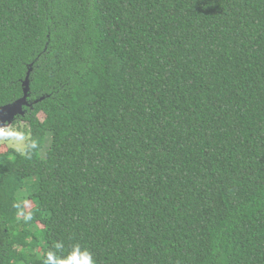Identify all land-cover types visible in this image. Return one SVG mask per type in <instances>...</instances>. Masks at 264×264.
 Returning <instances> with one entry per match:
<instances>
[{"label": "trees", "instance_id": "obj_1", "mask_svg": "<svg viewBox=\"0 0 264 264\" xmlns=\"http://www.w3.org/2000/svg\"><path fill=\"white\" fill-rule=\"evenodd\" d=\"M27 76L0 264H264V0H0V107Z\"/></svg>", "mask_w": 264, "mask_h": 264}, {"label": "water", "instance_id": "obj_2", "mask_svg": "<svg viewBox=\"0 0 264 264\" xmlns=\"http://www.w3.org/2000/svg\"><path fill=\"white\" fill-rule=\"evenodd\" d=\"M29 90H30V81L28 76L23 82V96L16 99L12 103L6 104L0 107V132L3 128L12 125L13 121L17 117L18 114H24L25 105H32L33 102L37 100L30 101L29 100ZM43 98V97H41Z\"/></svg>", "mask_w": 264, "mask_h": 264}, {"label": "rangeland", "instance_id": "obj_3", "mask_svg": "<svg viewBox=\"0 0 264 264\" xmlns=\"http://www.w3.org/2000/svg\"><path fill=\"white\" fill-rule=\"evenodd\" d=\"M42 116V115H41ZM43 117V116H42ZM20 127H24V121L20 120ZM12 125L5 127L0 132V151H6L9 148H14L18 151H24L25 149V138L19 135V129L15 126L12 132L6 133L5 130L10 128ZM49 145V141H46L45 147L47 148ZM42 150V154H45V148ZM33 203L31 201L27 202V207H31Z\"/></svg>", "mask_w": 264, "mask_h": 264}, {"label": "clouds", "instance_id": "obj_4", "mask_svg": "<svg viewBox=\"0 0 264 264\" xmlns=\"http://www.w3.org/2000/svg\"><path fill=\"white\" fill-rule=\"evenodd\" d=\"M55 247L59 249L62 245L56 244ZM45 264H94V260L90 252L82 251L79 245H75L72 252L64 259H60L54 253L49 252Z\"/></svg>", "mask_w": 264, "mask_h": 264}, {"label": "flooded vegetation", "instance_id": "obj_5", "mask_svg": "<svg viewBox=\"0 0 264 264\" xmlns=\"http://www.w3.org/2000/svg\"><path fill=\"white\" fill-rule=\"evenodd\" d=\"M28 106H29V104H28ZM26 111H27V107L25 105L24 112L26 113ZM25 113L24 114H18L17 117L15 118V120H17L18 118H21L22 116H25L26 115Z\"/></svg>", "mask_w": 264, "mask_h": 264}]
</instances>
